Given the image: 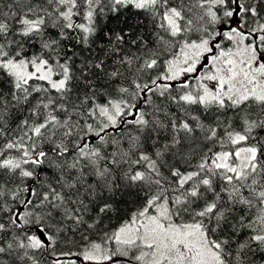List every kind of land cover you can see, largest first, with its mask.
<instances>
[{
  "label": "snow or ice",
  "instance_id": "1",
  "mask_svg": "<svg viewBox=\"0 0 264 264\" xmlns=\"http://www.w3.org/2000/svg\"><path fill=\"white\" fill-rule=\"evenodd\" d=\"M0 264H264V0H0Z\"/></svg>",
  "mask_w": 264,
  "mask_h": 264
}]
</instances>
